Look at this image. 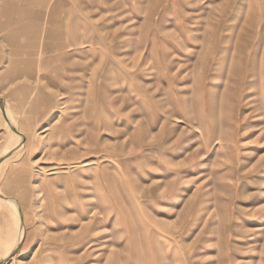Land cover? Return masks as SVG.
Here are the masks:
<instances>
[{"label":"rangeland","instance_id":"obj_1","mask_svg":"<svg viewBox=\"0 0 264 264\" xmlns=\"http://www.w3.org/2000/svg\"><path fill=\"white\" fill-rule=\"evenodd\" d=\"M47 1L0 0V264H264V0Z\"/></svg>","mask_w":264,"mask_h":264},{"label":"bare ground","instance_id":"obj_2","mask_svg":"<svg viewBox=\"0 0 264 264\" xmlns=\"http://www.w3.org/2000/svg\"><path fill=\"white\" fill-rule=\"evenodd\" d=\"M23 3H29L30 4V9H31V12H35V13H37V10L36 11H34L35 9H33V8H36L37 6H39V4L41 5V6H39V7H42L44 10H47L48 9V7L50 6V4H48V1L47 0H44V2L43 1H41L39 4L38 3H35L33 0H23ZM27 5V4H26ZM29 6V5H28ZM30 11V10H29ZM22 13V12H21ZM38 92V91H37ZM40 97H42V96H40ZM1 101V100H0ZM3 104H4V110H8V111H11V109H10V107L8 106V102H6V101H1ZM0 102V103H1ZM64 129V128H63ZM67 130H69V129H67ZM48 131V130H47ZM40 132V131H39ZM42 134V133H41ZM23 140V139H22ZM20 144H17V145H13L12 147H6L5 148V154H7L8 155V153H10L13 149L12 148H16L17 146H19ZM16 146V147H15ZM22 147V146H21ZM47 148H48V146H47ZM83 152H88V150H86V151H83ZM84 154V153H83ZM49 168L48 169H50L51 171H52V173H55L56 171H55V169H56V167H54V166H48ZM6 202H8L9 204H12L10 201H8V200H6ZM17 223H18V221H17ZM261 228V227H260ZM18 236L20 237V236H22V234H23V231H24V228L23 227H21V226H18ZM13 243H15V241L13 240L12 242H11V244L4 250V252H3V254H2V256L4 255V253L8 250V248L9 247H11L12 246V244ZM1 256V257H2ZM0 257V258H1Z\"/></svg>","mask_w":264,"mask_h":264},{"label":"crops","instance_id":"obj_3","mask_svg":"<svg viewBox=\"0 0 264 264\" xmlns=\"http://www.w3.org/2000/svg\"><path fill=\"white\" fill-rule=\"evenodd\" d=\"M35 11H36V10H35ZM0 106H1V107H0V112H1V113H3V108H4V105H3V103H2V102L0 103ZM3 114H4V113H3Z\"/></svg>","mask_w":264,"mask_h":264}]
</instances>
